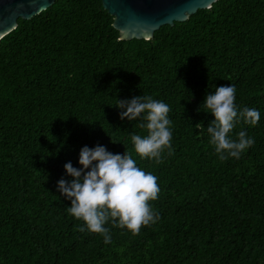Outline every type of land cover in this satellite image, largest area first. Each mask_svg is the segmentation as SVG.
<instances>
[{
    "label": "trees",
    "instance_id": "trees-1",
    "mask_svg": "<svg viewBox=\"0 0 264 264\" xmlns=\"http://www.w3.org/2000/svg\"><path fill=\"white\" fill-rule=\"evenodd\" d=\"M17 21L0 38V264H264V0H215L150 39H119L101 0ZM230 84L260 119L235 124L230 137L254 144L222 161L203 103ZM137 96L170 107L162 163L139 158L131 137L146 129L120 118L118 100ZM97 145L131 154L160 188L159 220L136 236L109 221V244L57 190Z\"/></svg>",
    "mask_w": 264,
    "mask_h": 264
},
{
    "label": "clouds",
    "instance_id": "clouds-1",
    "mask_svg": "<svg viewBox=\"0 0 264 264\" xmlns=\"http://www.w3.org/2000/svg\"><path fill=\"white\" fill-rule=\"evenodd\" d=\"M236 91L231 84L217 87L214 94L206 95L203 103L206 112L215 117L207 131L222 161L229 157L239 159L254 144V139L245 131L238 133V139L230 137L235 124L243 120L255 126L260 119L255 108L237 110ZM116 107L126 109L120 112L122 120L140 121L138 126L146 129V135L133 134L131 137L140 159L154 160L159 164L166 150L172 154L168 104L151 96H137L131 100H118ZM79 164L82 166L79 169L71 162L64 165L72 179L61 178L57 190L71 202L69 214L83 221L89 232L102 235L105 244L111 243L112 239L110 229L105 227L109 221L113 227L126 228L136 236L142 227L159 220L158 213L151 207L160 192L157 177L138 167L131 154H113L100 145L91 149L85 146L80 150ZM78 231L84 232L85 227H79Z\"/></svg>",
    "mask_w": 264,
    "mask_h": 264
},
{
    "label": "water",
    "instance_id": "water-1",
    "mask_svg": "<svg viewBox=\"0 0 264 264\" xmlns=\"http://www.w3.org/2000/svg\"><path fill=\"white\" fill-rule=\"evenodd\" d=\"M54 0H0V38L14 28L18 17L29 18ZM215 0H101L113 16L119 39H150L161 25L184 20Z\"/></svg>",
    "mask_w": 264,
    "mask_h": 264
}]
</instances>
